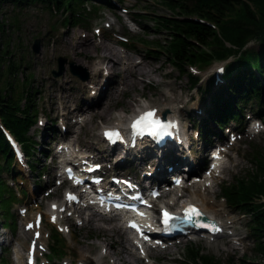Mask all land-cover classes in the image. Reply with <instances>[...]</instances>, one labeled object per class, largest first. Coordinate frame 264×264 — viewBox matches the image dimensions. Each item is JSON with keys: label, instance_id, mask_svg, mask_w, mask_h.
<instances>
[{"label": "rangeland", "instance_id": "obj_1", "mask_svg": "<svg viewBox=\"0 0 264 264\" xmlns=\"http://www.w3.org/2000/svg\"><path fill=\"white\" fill-rule=\"evenodd\" d=\"M107 1L111 2V6L105 3L103 5L94 4L98 15L90 11L89 14L83 16L86 19L80 24H75L69 12L50 10L41 4L23 7L4 4L0 8V25L3 24L0 31L1 42L8 44V51L11 52L8 59L19 66L15 76L22 81L31 74L32 87L35 89L33 97L37 103V122L30 133H33L39 142L37 145L39 151L33 153L32 156L40 161L38 167L42 175L38 177L30 172V167H27L29 162L24 160V157L27 158L25 155L22 160L15 156L12 170L2 174V182L0 181V264H16L17 254L23 264L26 262L28 239L23 242L18 232L22 229L21 223L25 221V218L32 219L34 213L37 212L43 215V225L39 230L46 240V245L37 258L38 262L45 264H79L77 260L85 252L98 264H107L104 259L97 260L104 249L101 244V238L104 237L102 228L110 224H119L121 231H125L123 238L128 237L127 231L123 229V222L118 219L104 217L109 224L103 221H98L100 226L94 223L86 224L83 218L91 213L87 210L82 215L73 214L71 216H68V212L65 211L63 215L67 222H64L67 224L62 226L63 231H59L58 225L47 220L45 214L49 212V203L61 202L65 197L64 188L58 185L54 177L60 169L56 168L58 161L53 153L61 137L66 135L69 140L75 142V145L82 147L84 154L92 152L97 155L95 158L103 160L102 156L110 150L102 151L108 145L107 141L104 142L101 138L102 128L115 121L123 122L141 105L148 104L157 110L167 108L176 115L178 113L177 116L181 122L183 120L185 126L188 127L193 126L194 121L197 123L199 118L205 114L202 97L196 89L190 87L187 75L177 70L164 51L165 42L170 37L168 28L163 26L166 24L164 18L173 17L176 12L160 0ZM85 6L86 10L91 8L90 3ZM89 39L96 44L100 41L108 42L123 52L128 49H137L146 59L150 60L152 68L155 69L150 74L151 76L139 78L136 87L119 90L113 97L105 117L91 118L90 113L86 111L83 113V110L89 104L93 107L107 104L106 96L99 98L97 96L102 80L112 77L109 65L106 67V64H98V56L101 54L99 48L92 49L88 55L83 56V59L75 58L70 52V45L76 40ZM36 41L40 46L37 53L33 51ZM255 45L259 46L258 42L250 41L248 44L249 47H256ZM151 48L159 49V51L154 52ZM130 53L133 54L131 51ZM58 57H64L66 62L62 74L54 76V72H58ZM8 59L2 63V68L7 65ZM135 59L140 60V54L135 55ZM69 61L86 79L83 80L80 76L71 74ZM220 63L222 62L216 61L209 67L202 68L201 71L187 64L183 68L200 76L201 84H206L213 76H219L217 66ZM102 66L105 68H101ZM93 67L99 70L97 81L91 77ZM109 92L108 88L105 89L106 94ZM100 98L103 99L99 101ZM66 114L69 117L64 118ZM249 117L245 115L244 120L239 124L229 123L228 125L243 129L244 132L236 131L230 142L235 140L232 143L226 142L228 152L223 158L225 167L222 177L213 178V181L201 180V183L196 186L191 185V180L187 177L185 180L186 184H189L187 189L176 188L174 193L157 199L154 205L156 208L164 204L178 209L191 194L196 193L209 199V206L219 213L216 218L227 222V227L223 226L224 229L216 236H210L206 231L177 236L166 245L169 249L166 247L153 248L148 252L149 258L145 256L143 259L136 258L137 264H185L183 259L188 258L186 256L188 246L196 247L203 254L214 256L218 264L264 263V258L255 250L249 217L237 208L228 206L220 198V187L225 182L231 183L235 175L250 167L251 151L264 145V113L257 121L258 132L254 134L246 132V129L256 131L252 129L253 127L248 128L251 122ZM85 120L86 125H82ZM51 127L54 129L51 130ZM68 128H71V131H66ZM191 131L192 129L189 131L190 141H193L189 145L188 153L202 156L204 149L199 131L193 130L194 134ZM220 131L224 140H229L227 131ZM139 151L137 147V150L131 149L126 152L129 156L126 163L115 169L113 167L109 171H114L118 176L130 175L139 179L143 171L136 166L137 162L133 159L135 156L142 155ZM147 152L156 155L159 150L148 149ZM179 152L178 155L174 152L170 158L174 160L175 157H179V160H176L180 165L177 172L183 173L188 167L184 166L188 163V157L181 158L182 152L181 150ZM205 159L204 167L208 158L205 156ZM117 160V155H114L109 162L116 164ZM165 169L168 173L163 177L169 181L171 175L176 172L171 170L170 165H167ZM199 170L200 166L197 172ZM160 183L164 185L163 182ZM205 183L209 186H204ZM144 184L146 188L147 182L145 181ZM147 187L149 189V186ZM52 192L54 195H48ZM178 195L182 196L176 200ZM32 231H30V236L34 235ZM114 233L118 234L115 231ZM55 237H58L57 246L51 243V238ZM129 243L130 238L125 241L126 245ZM53 245L56 246V252L50 249ZM129 248L133 254L135 252L137 256L141 255L136 248L133 252L132 245ZM126 256L133 261L132 255Z\"/></svg>", "mask_w": 264, "mask_h": 264}, {"label": "trees", "instance_id": "obj_2", "mask_svg": "<svg viewBox=\"0 0 264 264\" xmlns=\"http://www.w3.org/2000/svg\"><path fill=\"white\" fill-rule=\"evenodd\" d=\"M160 1L176 12L173 17H165L166 24H162L170 35L164 45L167 58L181 74L187 75L190 87L202 97L205 114L197 123L193 122L202 141L207 143L212 138H219L223 126L231 120L239 124L249 112L261 117L264 113V0ZM89 3L91 8L86 10L85 5ZM96 3L111 6L107 0H0V8L4 4L17 7L41 4L50 10L69 12L75 24H80L90 11L98 15ZM2 27L3 24L0 31ZM250 41L258 42L259 46L249 47ZM7 47L0 37L1 182L2 174L9 173L15 161V153L2 127L20 143L31 172L42 176L38 167L40 161L32 156L39 151V142L30 133L37 122L31 74L22 81L18 80L15 75L19 66L8 59L11 52ZM5 59H8L7 65L2 68ZM216 61L223 64L221 74L219 78L213 76L206 84H201L200 76L183 68L187 64L201 71ZM250 159V167L235 175L231 183L225 182L220 187V198L249 217L255 250L264 258V145L253 149ZM57 238H51V243L56 245ZM54 245L50 249L56 252L57 245ZM186 252L185 264L219 263L214 256L203 254L196 247L188 246Z\"/></svg>", "mask_w": 264, "mask_h": 264}, {"label": "bare ground", "instance_id": "obj_3", "mask_svg": "<svg viewBox=\"0 0 264 264\" xmlns=\"http://www.w3.org/2000/svg\"><path fill=\"white\" fill-rule=\"evenodd\" d=\"M95 48H99L100 53H101L98 56V59H99L98 64L99 63L106 64V67L107 65H109L110 72H112L111 73L112 77L104 78L98 88L99 91H98L97 97L99 98L100 96L102 97L103 95L106 96V99L108 100L107 104L104 106H100V107H93L89 104L86 107V109L83 110V113L85 111L90 113L91 118L105 117L109 106H111L113 97L116 95L117 92H119V90H127L130 87H136L137 83H139L137 81L139 80V78H142L143 76H149L153 71H155V69L152 68L151 66L150 60L146 59L144 55L140 53L137 49H128L129 52L128 51L123 52V51L116 49L112 44L105 42V41H102V42L100 41V43L96 44L91 39L84 40V41L76 40L75 43H72L70 45V52L73 54L75 58L77 57V58L83 59V56L88 55L90 51ZM130 51L133 54H131ZM137 54H140L141 56L140 60L135 59V55ZM103 67L105 68V66H102L101 68ZM91 77L95 81L99 79L98 68H95V67L92 68ZM118 77H119V80H117ZM107 88L108 90H110L108 94H106L107 90L105 93V89ZM101 99L103 98H100L99 101H101ZM132 100L136 101L135 98H132ZM146 107L151 108V109L154 108L148 104L141 105V107L135 110L134 113L131 114L125 120H123V122L115 121L109 125L111 128L120 130V134L123 140L121 143L112 146V148L110 149V152L108 151V153L102 156L103 160L101 158L100 159L95 158L97 155H95V153H92V152L84 154V152H82V147L79 145H75V142L71 140H67V143H64L63 145H58V148H56V150L59 149V151L57 152H60V153L72 152L73 158H75V161H78V157L82 153V157H85L86 162L88 163L92 162L94 165L99 166L97 171H94L91 175H96L97 177L102 178L103 182L108 181L112 177L127 178L132 183V185L140 187V188L142 187L143 189H147L145 188V184H144V182L146 181L147 182L146 187L149 186V189H148L149 191L152 190V188L157 189L158 199L166 197L173 192L172 186H174V184L172 183V186L170 188L165 187L167 183H169V181H166V178L163 177V175L166 176L168 173V170H166L167 168L165 169V167L167 165H170L172 167L171 170H174L176 173H179L180 171L179 172L177 171L179 170L180 165H179V161L172 160L169 157L168 152L164 151V149H161L159 153H157L156 155H151L150 153L148 155L144 150L143 151L140 150L139 153H141L142 155L135 156L133 158L134 162L135 161L137 162L136 166L139 167L141 171H143V174H141V177L139 179H137L136 177H132L130 175L118 176L117 174L114 173V171L112 172L109 171L113 169V167L115 169L116 167H119V165L126 163V161L129 158L126 152H129L131 149L137 150L136 147L138 146L140 142L138 138H133L131 132L128 130V123L133 120V118L136 115V111L145 109ZM163 109L164 108L157 110V113L158 114L166 113L169 115V117L172 116L173 117L172 121L176 122L178 125V128L175 131V140L176 142L179 143V146L176 150L178 151L181 150L182 152L180 156L181 158L183 157L184 159H186L188 157V163L184 165L188 167L185 168V171L183 173L180 172L176 176L180 177V174H183L184 176H188L190 174H197L198 167L201 166V164L205 162V159L202 157L203 155L197 156V155H190L188 153L189 145H191V141H193V140L190 141V134H189L190 127L185 126V124L183 123V120L181 122V120L177 116L178 113L176 115L175 112L172 113V111L167 108L164 110ZM67 117H69V115L66 114L64 118H67ZM82 125H86V120ZM253 128H257V126H254ZM247 130L249 131V129ZM66 131H71V128H68V130ZM252 133H255V132H252ZM64 134L65 133H63V135ZM61 138L65 139L68 137L64 135V137H61ZM102 140L105 142L104 139ZM133 142L135 144H133ZM102 151L106 152V150H102ZM184 152L186 155L183 154ZM114 155H117V159H118L116 164L114 163L115 165L112 164V162L111 163L109 162L110 158L113 157ZM24 160L28 161V159L25 157H24ZM199 162H201V164ZM68 165H71V164H67V166ZM57 166L58 165H56V168H58ZM62 171H63V167H62L61 172ZM158 173H159V176H158ZM184 176L183 177L181 176V177H182V181L184 182V184H186L187 181L183 180ZM170 180H172V177L170 178ZM194 181H196V178H194ZM160 182H163L164 185H161L162 183ZM199 183H201V179H199L198 182H194L193 184L194 186H196V184H199ZM204 186L207 187L209 186V184L205 183ZM73 188L77 190V195L80 198L83 199L85 197L83 191H79L78 188L75 186H73ZM185 188L187 189L188 186H186ZM122 191L127 192L129 190L127 188H122L121 192ZM181 196L182 195H178L176 200L180 199ZM208 202H209V199H207L205 196L194 193V194H191V196L186 199L183 205L185 203H191L193 206H195L196 209L199 210L200 213H202L204 217L208 218L209 220L216 221L220 229H222L223 226L227 227L226 226L227 222H224L216 218V216L219 213L213 207L209 206ZM83 205H84L83 200H81V202L78 204L71 205V202L68 200L67 195H65V197L63 198L61 202L49 203V206H48L49 212L45 215L47 217V220L55 223L56 225H59L57 227L60 231H62L60 227L64 224H67L65 223L67 222L66 221L67 219L63 215V213L67 211L68 216H71L73 214L82 215V213H85V210H87L86 208H83ZM156 209L157 208L154 206L152 209H149L147 212L151 213L150 215L154 216V215H157V212L159 211V210L157 211ZM38 214H41V213L39 212H37V214L34 213V217L32 219L25 218V221L21 223L22 229L18 232V234L22 237L23 242H25L28 239V244H27V249H26L27 254L29 253L30 243L35 242L36 244V248L34 252L35 255L41 254V251L46 245L45 238H43L42 236H40L39 238H35L33 235L30 236V231L32 230L31 229L28 230L26 228V226L30 222H33L34 228H33L32 233L34 234L35 232L40 231L39 230L40 227H37L35 225V218ZM104 217L108 218L107 215H101V214H98V212L96 213V211H93L92 213L87 214L83 219L86 224L94 223L100 226V223L98 221H103L104 223L107 222L106 220H104ZM106 224H109V223L107 222ZM102 229L104 232L102 235L104 237L101 238V244L103 245L104 249H103V252H101V254H99V256L97 257V260L104 259V261H106L107 264L109 263L110 264H120L121 262L125 264H137L138 258L139 259L144 258V252L141 251V248L139 247V245L136 246V244L139 243L140 241L138 240L134 241L133 239L130 238V243L128 245L125 244V241L126 240L128 241L129 237L125 239L123 238L124 231H121V226L119 224L115 223V224L106 225ZM114 231L119 234V237H118V234L114 233ZM188 233L195 234L196 232H194V230H192L191 228H187L185 229L184 235ZM207 234L215 236L216 233L211 234L209 231H207ZM130 245H132L133 247V252H134V248H136V250H138V252H140L141 255L137 256L135 252L133 254L130 251V248H129ZM165 247L166 249H169L167 246ZM153 248L155 249L157 247H152V246L147 247V253H146L145 258H149L148 252ZM128 254L132 255L133 261L127 258L126 255ZM111 258L113 259L112 261L110 260ZM77 261L79 264H98V262L95 259L91 258L88 254H86V252L81 254ZM16 264H23L18 254H17ZM24 264H27V263L24 262Z\"/></svg>", "mask_w": 264, "mask_h": 264}, {"label": "snow or ice", "instance_id": "obj_4", "mask_svg": "<svg viewBox=\"0 0 264 264\" xmlns=\"http://www.w3.org/2000/svg\"><path fill=\"white\" fill-rule=\"evenodd\" d=\"M153 117H154V110L141 114L133 122L132 128L137 133H140V132H143L144 130H147L149 134L156 136L158 134V130L166 129V128L172 126L170 122H169V124H163L160 120L154 119ZM105 135L109 139H113L114 137L119 138V133L116 131H108L105 133ZM69 199H75V197L71 196V194H69ZM185 212H186L185 219H188V220H191L193 218V216L198 217V216L202 215V213H200L199 210L196 209L195 206H193V205H189L188 208L185 210ZM164 215H165L164 223L167 224L168 219H169V214L167 212H165ZM132 226L136 227L135 223H133ZM196 226L209 228L210 230H213V231L219 230L216 227L215 222L201 223V224H198ZM29 227H31V225H29Z\"/></svg>", "mask_w": 264, "mask_h": 264}, {"label": "water", "instance_id": "obj_5", "mask_svg": "<svg viewBox=\"0 0 264 264\" xmlns=\"http://www.w3.org/2000/svg\"><path fill=\"white\" fill-rule=\"evenodd\" d=\"M40 46L38 44V41H36V43L33 46V51L34 52H39ZM66 62V59L64 57H58L57 58V64H58V72H54V76H58L60 74H62L63 70H64V63ZM69 70L71 72V74L73 75H77L80 76V78H82L83 80L86 79L85 76L77 70V68L73 67V64L71 61H69Z\"/></svg>", "mask_w": 264, "mask_h": 264}]
</instances>
